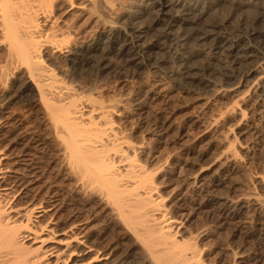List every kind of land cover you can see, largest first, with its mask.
I'll use <instances>...</instances> for the list:
<instances>
[{
    "label": "bare ground",
    "instance_id": "1",
    "mask_svg": "<svg viewBox=\"0 0 264 264\" xmlns=\"http://www.w3.org/2000/svg\"><path fill=\"white\" fill-rule=\"evenodd\" d=\"M261 23L264 0H0V264H264L261 193L218 195L220 178L183 166L168 194L174 164L151 162L153 139L117 121L145 110L146 74L163 71L204 94L264 101ZM111 71L117 105L105 103ZM230 153L238 159L234 142ZM249 217L255 252L231 233L226 257L213 258L214 234Z\"/></svg>",
    "mask_w": 264,
    "mask_h": 264
},
{
    "label": "rangeland",
    "instance_id": "2",
    "mask_svg": "<svg viewBox=\"0 0 264 264\" xmlns=\"http://www.w3.org/2000/svg\"><path fill=\"white\" fill-rule=\"evenodd\" d=\"M249 10H251L252 12L254 11L250 6H244L242 7L240 13L244 12L243 14L245 18H248L249 16L254 17L253 14H255L256 11L254 13H250ZM245 11H247L248 14L247 12L245 13ZM223 14L221 15H226L225 13ZM255 15H257V13ZM181 18L183 19V17ZM213 22L214 20H212V23ZM240 22L243 23L242 20ZM241 23L240 25L242 26L243 24ZM261 25L264 26V23H261L260 25L258 24V26L256 25V29L259 30L255 29V31L257 34H261L264 36V27L262 26L259 28V26ZM188 28L189 27H183L182 31L187 32ZM160 29H164V27ZM258 41L260 42V38L257 39V42H251L252 44L249 45H255V47H257L256 45H258ZM159 44L161 46H163V44L170 46V43L165 42V40L162 42L160 41ZM160 53L163 52H159L158 55ZM163 54H160L159 57L162 60H165L168 54H164L166 55L165 57ZM162 57L165 59H163ZM145 74L146 73H144L143 75L146 77V79L147 76L149 79L146 80L148 81L146 82L147 91H150V98L148 99V101H150L149 103L148 101L146 102V104L148 105H144L145 110L141 111L142 107L136 105L137 107H132V111L131 109L127 110L128 112L122 111L124 114L122 113V115H119L118 119H116L122 127H125L128 130L130 129V131L132 132L134 131L133 133L137 136H145L149 140L153 139L150 142V146L147 147V156L151 158L149 159L151 162H153L157 166H160L161 164L166 163V161L170 160L174 164L171 166V168L169 166L166 167L169 168L167 169L168 173L170 172V169L172 170V177H169L168 183L164 185L163 188L165 189V191L169 194V192L172 193L174 189H177V185L174 184L173 181L174 179L176 180L177 177H182L185 176L186 173L189 174L190 171L194 173V171H200L204 168L205 170L203 169V171H205L209 179L208 181H213L220 178L223 186L219 188L221 191L219 190L218 195L222 194L221 196L229 195V197L235 196V198H239L240 196V198H245L248 193L256 194L257 192L261 193L264 197V184L261 181L262 178H264V101L256 96L248 97V95L245 94V91L243 92V90L239 91L238 93H232L231 95H227L224 89L223 92L222 90H220L221 93L218 91L217 93L215 91L214 94L208 92L207 94L206 92L204 94L203 90L199 91V89L190 82H185L186 84L177 83L176 85L175 82L170 81L165 76L164 71L158 75L146 74V76ZM107 77H109V80L111 79L109 87L112 88H109L110 90H107L108 94L105 96V103L107 105H117L118 103L120 104L119 101L122 100V93L119 92H122V89L120 88H122L123 86L121 85V87L120 85H116L119 84L120 81L118 83L116 82L117 80H114V74L112 71L108 74ZM124 81L125 80H123V82ZM101 83L103 84L102 80ZM128 85L132 84L129 82ZM140 85H142V83ZM186 85H188L189 87ZM116 86H118L117 89ZM193 88H196V90ZM152 100L154 101L152 102ZM237 104L238 106H236ZM238 107L247 109L246 117H241L242 114ZM232 109L236 110L231 111ZM153 111L154 113L152 114L151 112ZM154 114L159 115L158 117L160 118V128L159 126L153 127L154 130L149 131L147 120L149 118L151 119L152 115ZM162 120L166 122L163 123ZM158 130L161 132H159ZM153 133H155V135ZM50 137L51 136L48 135V139L50 141L49 146L50 149H52L53 142L52 137ZM233 142L236 144L239 157L238 159H236L231 155V158L233 159L232 160L230 158V151ZM183 166L185 167L186 173L184 172L182 175H179V173L181 172L180 167L184 168ZM187 166H189L188 170L186 169ZM192 167H195V170L193 169L194 171L192 170ZM200 167L203 168L200 169ZM57 185H55L56 188L58 187L57 189L61 188V184ZM180 196V198L184 197L183 194H181ZM251 203V207H254H252L251 209V214L256 212L257 214L261 215L260 210L262 211L261 208L263 207L261 206L263 204H255L254 200H252ZM206 211H208V209L204 210L205 213L201 210H197V214L195 213L196 216L194 220H205L207 216ZM199 212H201V214ZM243 221H241L240 223L236 222V228L235 226L233 227L226 224V226H224L223 224L222 226L225 228V230L223 229L219 232V234H214V240L212 244L215 253L212 255L213 258L220 260L226 257L229 251L227 247V241L228 239H230L231 233V238L235 237L236 242H238V238H241L242 240L244 239L243 241L247 244L244 245L248 247L247 249H250V252L252 251L251 253L255 252V249L257 248L256 245L254 246V244L256 243L252 242V240H250V238L246 235L250 231L247 232V230H244V227L246 226L247 228L248 223L251 222V218L249 217ZM209 223L210 220H208L207 225H210ZM228 226H230L229 230H226L228 229ZM237 229H240V231L242 230V232H239V230ZM234 230L236 231L234 232ZM245 231L247 233H245ZM221 232L223 233V235Z\"/></svg>",
    "mask_w": 264,
    "mask_h": 264
}]
</instances>
